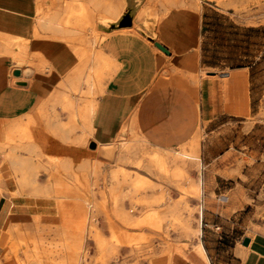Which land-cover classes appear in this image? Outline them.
<instances>
[{"label": "crops", "instance_id": "obj_1", "mask_svg": "<svg viewBox=\"0 0 264 264\" xmlns=\"http://www.w3.org/2000/svg\"><path fill=\"white\" fill-rule=\"evenodd\" d=\"M17 1L18 12L29 20L31 15L24 10L28 5L33 7L35 0ZM141 10L128 19L129 25L101 32L96 49L110 60L112 71L94 98L91 131L84 130L81 117L84 105L92 98L59 85L80 68L81 61L72 45L52 39L50 34H42L45 37L37 41L36 49L28 50L37 54L36 63L40 59L48 62L53 68L49 74L35 79L32 69L15 66L14 59L0 56V122L24 121L27 115L36 118L38 110L48 114V120L38 116L30 128L34 144L45 157L66 160L76 167L95 159L111 163L98 157L96 147L115 143L124 133L134 132L151 148L177 151L195 136L201 139V129L210 128L218 119L233 117V101H240L238 113L255 107L258 114L264 101V22L242 23L212 2H204L200 8L171 7L157 23L151 10ZM37 15L36 11V19ZM133 27L135 32L130 30ZM15 69L21 71L19 76L12 74ZM81 90H85L83 84ZM65 97L74 103L73 118L62 108ZM8 178L4 182L10 188ZM46 201L25 194L13 198L1 194L0 245L9 239L4 228L31 225L33 218L53 209ZM245 238L249 242L239 250L240 264H264V234ZM176 264L185 263L178 260Z\"/></svg>", "mask_w": 264, "mask_h": 264}, {"label": "rangeland", "instance_id": "obj_2", "mask_svg": "<svg viewBox=\"0 0 264 264\" xmlns=\"http://www.w3.org/2000/svg\"><path fill=\"white\" fill-rule=\"evenodd\" d=\"M128 1H123L121 16H127L129 19L136 16L143 8L151 10L153 17H161L174 6L181 7L184 4L183 7L193 8L191 2L196 1L198 8L204 2L215 3L220 10L231 12L234 18L245 24L264 22V0H184V2L169 0L170 3L160 0ZM58 2V4H51L49 9L55 11L69 4V0ZM167 2L169 5L166 4ZM176 2L181 6L178 4L176 6ZM185 2L189 3L185 5ZM162 3L167 8L162 6ZM28 6L24 12L27 11L31 15L30 22L35 24L36 0L33 7ZM162 7L166 9L163 10ZM46 10H48L46 6L42 5L39 12ZM87 33V36H90V32L87 31ZM85 48H89L88 43L85 44ZM27 55V58L20 57L14 65L26 70L33 69L36 57L32 53L30 55L29 51ZM33 75L36 79L35 73ZM97 96L95 95L94 98ZM239 102H232L233 117L218 119L216 124L207 128L208 130L205 128L200 130L202 138L199 142L201 156L199 167H189L186 174L191 184L195 182L199 188L200 193L197 197L188 192L191 184L184 177L176 183L174 178L170 181L160 179L154 170L148 169L147 159L151 157L153 148L147 144L141 146L140 142H136L134 132L125 134L126 137L125 135L123 137L125 141L122 143L125 146L130 145L132 150L135 149L133 157L135 161L132 160L128 164L122 163V165L117 163L116 166L120 167L122 173L124 171L129 181H124L122 186H112L113 180L109 178V172L119 168L112 162V164H103L96 159L89 162L93 165L98 164V169L94 174H89V169L84 170L87 175L84 180L85 186L79 187L74 182L67 181L70 197L65 204V208L69 210V219L66 218V220L61 219L54 198L34 196L46 199V205L53 209L47 208L46 210L49 211L45 215L33 218L31 225L8 226V228L12 227V230L18 229L22 235H25L28 243H21L20 238L7 231V227L4 228L9 239L5 245H0V264H33V262L62 264L65 260L64 252L57 251L54 246L63 241L60 233L63 221L65 222L63 225L73 223V226L80 224L87 230L94 228L99 230L110 248L118 253L112 256L113 253L108 251L104 256L96 248L93 240L87 239L88 261L85 264H176L178 260L185 264H240L239 250L245 247L242 245L243 238H253L257 233L264 234V101L260 103L257 115L255 107L253 110L248 108L247 113H238L241 110ZM26 120L27 118L24 121ZM6 127L7 124L0 125L1 130ZM5 140L3 133L0 135V145ZM178 151L169 152L176 154ZM41 161L45 163V159ZM167 166L169 173H173L179 163L170 162ZM39 173V178L41 176L39 181L51 179L45 170H40ZM7 176H9L7 183L9 181L11 183L10 188L5 186L4 179ZM13 176L7 168V163L0 156V196L6 194L8 198H13L19 195L13 194L15 181ZM119 176L121 174L116 181ZM137 178L145 179L153 187L140 190L136 196L124 198V194L129 193V189L125 188L126 183ZM88 193L93 197L91 204H88ZM74 195L80 196V199H75ZM147 200L162 201V205L158 207L142 205ZM180 201H185L186 204H181ZM78 202L81 205H78ZM176 203H179L178 206ZM190 211L193 212L190 225L194 233L192 237L181 226L169 228L162 237L152 235L144 227L152 223L150 218L152 215L158 217L157 221L163 225L164 229V225L168 222L167 217L160 219L163 214L172 212L182 219H187ZM120 212L128 213L129 218H120ZM80 214L84 215V220L81 217V220L79 219ZM107 222L112 223L114 228H107ZM126 241L130 243L127 244ZM148 245L152 247L149 251L146 249ZM34 246L37 247L35 251ZM131 246L138 247V250L130 252ZM199 246L204 249V258L196 252Z\"/></svg>", "mask_w": 264, "mask_h": 264}, {"label": "bare ground", "instance_id": "obj_3", "mask_svg": "<svg viewBox=\"0 0 264 264\" xmlns=\"http://www.w3.org/2000/svg\"><path fill=\"white\" fill-rule=\"evenodd\" d=\"M58 1L59 0H37L39 4L37 5V8L34 9V11L35 13L37 11L38 16L36 21L34 20L35 24H31L30 19L28 20L24 18L23 16H21L20 12H18L19 1L0 0V56L10 57L16 62H18V59L20 57L27 58L28 50L30 48L36 49V45L39 44L37 41L40 38L45 37L42 34H50V38L61 40L63 42H66L67 44L72 45V47L76 51L78 58L81 61V65L80 68L74 70V73L71 76H68L64 80V82L60 83L59 85L60 88H62L63 90L78 92L83 94L84 96L92 98L91 100H88L84 105L85 107L82 109L83 115L81 117L84 124V130H90L89 119L93 112L96 110L94 96L102 92L103 80L112 71V63L104 54H102L98 49H96V46L101 39L102 31L108 33L117 30L120 27L127 26L129 25V18L127 16H121V11L123 10L122 5L119 3H114L112 0H69V4H67V6H63L64 8L60 7L55 11H51V9H49V6L51 4H58ZM160 1L169 2V0ZM168 2L166 4L169 5L171 1L169 3ZM186 3L189 2H185V5ZM177 4L178 3L176 2L175 5L177 6ZM42 5L46 6L48 10L40 13L39 11L42 9ZM161 5L165 6L164 3H162ZM183 5L180 6L183 7ZM191 5L190 6L193 8H198V4L196 3V1H192ZM165 7H162L163 10L167 8ZM5 12H7V14ZM140 14L144 16L145 13L143 10H141ZM152 18L153 21L156 20V23L159 22V16H152ZM144 24H146V21H144ZM130 30H133L135 32L134 27ZM87 31L90 32V36H87ZM149 39L153 40L152 38ZM87 43L89 44V48H85V44ZM42 44L41 46H43ZM47 44L49 45V43H46V45ZM32 55H34V57H37L36 53H32ZM33 64L34 65L32 67V70L37 78L42 77L44 73L49 74L53 69L44 59H40L38 63ZM61 70L62 68H58V71ZM82 84L85 86V90H81ZM31 96L33 95L31 94ZM61 104L64 111H68L73 118L74 103L71 100L62 99ZM37 114L38 115H36V118L33 115H27V117H25L27 118L26 121L14 120L8 123L0 122V125L7 124V127L5 129H0V135H3L4 133V136L6 138L5 142L0 145V156L1 159L7 163V168L8 170H10L12 176L14 175L13 177L15 181L13 194H28L36 197L42 196L47 198H54L56 208L61 219L66 220V218L69 219V210L65 208V204L67 203V200L70 197V187L67 181L74 182L75 185L79 187L85 186L84 180L86 179L87 175L84 170L86 171L89 169V174H94L97 172L98 164L93 165L85 161V163L82 162V164H79L78 166L74 167L69 161L45 157L44 155H42L38 151L36 145L32 140L30 128L38 122V116H43L46 118V120L49 119V116L48 114H43L40 110H38ZM125 131H127V129ZM124 135L125 133L122 134L115 143L112 142V144L109 145L96 147L98 154L101 155L100 157L104 158L106 161L114 163L115 167H118V165L116 166L117 163H121V165L122 163L128 164L132 162V160H134L133 157L135 155V149L132 150V147L130 145H123L124 143L122 142L125 141L123 140ZM199 139L200 136H195L189 144L181 147L180 151L177 150L178 152L176 154H172L169 151L161 150L160 148H153V150L151 151V157L147 159V168L154 170L160 179L170 181L174 178V181L176 183L178 181L180 182L182 177L189 180L188 177H186L188 168L197 166L199 167ZM137 141L138 143L140 142L141 146H143V144H146L144 141L140 140L136 136V142ZM138 143L137 146H139ZM51 151L52 153L55 152L53 149ZM43 152L48 153L46 151ZM63 152L65 153V151ZM68 153H70V151L66 154ZM42 159H45V163L41 161ZM170 162L179 163V166L175 168L173 173H169L168 170L167 164ZM118 168L119 169L117 170L109 172V178L113 180L112 186L116 185V187L122 186L121 184L125 183L127 180L129 181L127 175L124 174V171L122 173V171H120V167ZM40 170H45L48 176H51V179L45 180L43 182L39 181ZM120 174L121 176H119V179L116 181L118 175ZM151 187H153V185H151L145 179L137 178L130 183H126L125 188L129 189V193H125L124 198L125 196H136L139 194L140 190L149 189ZM188 192L195 197L199 195L200 191L195 182H192ZM74 196L75 199H80V196ZM87 200L88 204L93 203L92 195L89 194L87 196ZM151 200H147L141 203L142 205H146L149 207H158L161 206V202L164 201L163 199L162 201ZM80 203L78 202V205H81ZM179 203L186 204L185 201H180ZM179 203H176L177 206ZM132 205H134V203H132ZM192 211L189 212V217L187 219H182L180 218V216H178V214L176 215L172 212H169L170 214H163L160 219H164L167 217L166 221L168 222V224L164 225V229L163 225H161V223L157 221L158 217L152 215V217L150 216V218L152 219V223L144 227L147 228L152 233V235L162 237V234L166 233L169 228L181 226L185 229V232L190 237H192L194 235L193 230L190 228L193 219ZM72 215L70 217H72ZM80 217L83 218L82 220H84L83 214H80L79 216V219L81 220ZM119 217L122 219H128L129 215L126 212H120ZM80 222L82 223V221ZM63 223L65 224L64 221ZM63 223L60 227L61 235L63 236V241L60 243H56V246H54L57 251L64 252L65 260L62 262V264H85L88 261V252L86 251L87 239L93 240L96 248L101 251L103 253L102 255L104 256L105 252L108 251H110V253H113L112 256L118 254L117 251L112 250L109 244L102 238V235L99 230L95 228L87 230L80 226V224L78 226H73V223L71 225H63ZM107 228L112 229L114 228V226L112 225V223L107 222ZM7 231L14 233L13 235H16L18 238H20L19 240L21 243H28V241L25 239V235H22L16 228L12 230V227H10ZM161 241L162 239L159 242L160 245L162 244ZM126 242L127 244L130 243L128 241ZM36 249L37 247L34 246L33 250L35 251ZM146 249L149 251L152 249V247L148 245ZM129 250L130 252L136 251L138 250V247L131 246ZM196 252L200 257H205L204 249L202 248V246L197 247ZM34 253L36 254V252ZM107 255L110 256L109 254ZM102 261L103 260H101V262ZM33 264H36V262H33Z\"/></svg>", "mask_w": 264, "mask_h": 264}, {"label": "water", "instance_id": "obj_4", "mask_svg": "<svg viewBox=\"0 0 264 264\" xmlns=\"http://www.w3.org/2000/svg\"><path fill=\"white\" fill-rule=\"evenodd\" d=\"M154 45H155L158 49H160L162 52L168 54V51H167L162 45H160L159 43L155 42ZM12 74H13L14 76H19V75L21 74V71H20L19 69H15V70H13ZM248 242H249V239H248V238H244V239L242 240V245H245V246H246V245L248 244Z\"/></svg>", "mask_w": 264, "mask_h": 264}]
</instances>
